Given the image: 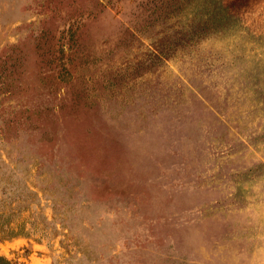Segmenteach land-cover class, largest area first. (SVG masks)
I'll return each mask as SVG.
<instances>
[{
	"label": "rangeland",
	"instance_id": "obj_1",
	"mask_svg": "<svg viewBox=\"0 0 264 264\" xmlns=\"http://www.w3.org/2000/svg\"><path fill=\"white\" fill-rule=\"evenodd\" d=\"M220 2L0 0L2 259L264 264V0Z\"/></svg>",
	"mask_w": 264,
	"mask_h": 264
},
{
	"label": "trees",
	"instance_id": "obj_2",
	"mask_svg": "<svg viewBox=\"0 0 264 264\" xmlns=\"http://www.w3.org/2000/svg\"><path fill=\"white\" fill-rule=\"evenodd\" d=\"M215 5L217 4V7L219 9V12L221 14L216 15L214 18H212L213 20H222L226 17H229V13L226 12V8L223 6L222 2H220V0H214ZM2 228H6V229H2ZM0 230L2 232H6L8 237H13L16 235V233L14 232V229L12 227H10L9 223H0ZM0 264H11L8 260L6 259H2L0 257Z\"/></svg>",
	"mask_w": 264,
	"mask_h": 264
}]
</instances>
